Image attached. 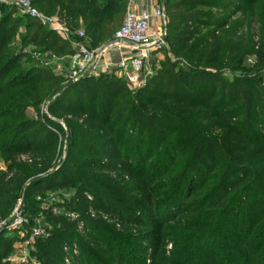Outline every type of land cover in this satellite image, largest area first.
<instances>
[{
	"label": "trees",
	"instance_id": "obj_1",
	"mask_svg": "<svg viewBox=\"0 0 264 264\" xmlns=\"http://www.w3.org/2000/svg\"><path fill=\"white\" fill-rule=\"evenodd\" d=\"M32 2L83 30L73 40L90 47L113 39L129 4ZM165 7L177 61L164 53L137 89L109 73L70 86L45 66L8 75L13 32L0 31V223L17 207L30 213L41 194L75 190L64 213L46 212L47 233L30 252L37 262L25 264H146L169 244L165 264H264V0ZM26 27L32 49L74 53L29 16ZM11 238L0 233V264ZM129 242L148 246L136 259Z\"/></svg>",
	"mask_w": 264,
	"mask_h": 264
},
{
	"label": "built area",
	"instance_id": "obj_2",
	"mask_svg": "<svg viewBox=\"0 0 264 264\" xmlns=\"http://www.w3.org/2000/svg\"><path fill=\"white\" fill-rule=\"evenodd\" d=\"M165 2L166 0H159L152 13L146 9L139 10L135 8L133 2H130L122 25L108 43L98 47H90L81 41H76L77 47L74 53L64 56L71 67V79L78 81L84 77L98 76L100 73L106 72L126 79L128 83L137 88V86L142 87L147 83V79L142 76V70L152 51H162L173 62H176L177 59L171 54L167 42ZM16 3L27 16L69 41H72L75 36L85 37L83 30H73L57 16H49L43 13L33 4L32 0H16ZM153 18L158 19L159 23L155 24ZM111 50L118 51L119 56L110 61L107 59V53ZM248 61L253 63L254 58L251 57ZM181 65L188 67L186 62ZM69 216L71 218L76 217L74 214ZM8 221L7 219L2 222L1 226L4 225L8 229L17 227L18 223L8 225ZM23 221L26 220L23 219ZM46 233L45 227H31L26 233L23 246L26 262H29V247H32L36 238L44 236Z\"/></svg>",
	"mask_w": 264,
	"mask_h": 264
},
{
	"label": "rangeland",
	"instance_id": "obj_3",
	"mask_svg": "<svg viewBox=\"0 0 264 264\" xmlns=\"http://www.w3.org/2000/svg\"><path fill=\"white\" fill-rule=\"evenodd\" d=\"M224 15V14H223ZM240 16H235L232 18V21H236ZM28 16L20 9L17 5L16 0H0V31L4 28L8 31L12 30V40L9 44V56L15 57L17 65L8 70V75H24L26 72L30 71L33 67L45 66L52 69L56 73H62L67 78L68 85L71 83H76L77 81L72 80V71L69 63L63 57H56L55 55L50 54L48 51L43 49H32L28 45H25V39L28 35L26 22ZM122 24V23H121ZM120 24V25H121ZM3 38V37H2ZM116 50H111L107 53L108 60H115L114 53ZM165 58L164 52L162 51H152L142 70V76L148 81L157 75L161 68L160 61ZM250 64L249 61L246 63ZM242 73V71H237ZM103 73H100V77ZM232 77L233 72H228ZM113 74V73H109ZM95 76V77H98ZM79 81V80H78ZM128 83V82H127ZM146 83V84H147ZM145 84V85H146ZM132 89L140 88L139 86L133 87L132 84L128 83ZM143 87V86H142ZM32 109L29 110L28 115L33 116L31 113ZM158 147L155 148L157 152ZM6 169V162L0 157V171ZM74 189H58L51 191L45 194H41V201L38 204H35L33 210L30 213L23 214L20 210V207H17V211L11 214L8 218V225L11 223H18L16 228L8 229L6 226L0 223V233L10 235L12 250L3 254L2 263L3 264H25L27 263L24 260L25 254L23 251L24 246V227H45L46 228V212H51L53 214L64 213L63 209L59 206L65 202L66 199L70 198L74 194ZM70 215V214H69ZM25 219L26 221H23ZM21 220V221H20ZM29 221V222H27ZM110 224H114V221H108ZM21 227V228H20ZM20 228V229H19ZM23 229V231H20ZM134 231V230H133ZM135 232V231H134ZM133 232V233H134ZM129 247L127 250L132 254L133 257H138V253L142 247L148 244H140L129 242ZM32 247H29L31 252ZM172 249V244H169L164 251H167V254L164 256L160 255L158 258H154L152 255L148 256L146 264H165L162 263L163 260L167 261V258L170 256L169 251ZM1 250V249H0ZM28 259L31 262L36 263L35 259H30V253L28 254ZM137 259V258H136Z\"/></svg>",
	"mask_w": 264,
	"mask_h": 264
},
{
	"label": "crops",
	"instance_id": "obj_4",
	"mask_svg": "<svg viewBox=\"0 0 264 264\" xmlns=\"http://www.w3.org/2000/svg\"><path fill=\"white\" fill-rule=\"evenodd\" d=\"M130 2H133L135 8H137V9H139V10L146 9V10H148L149 12L152 13V12L154 11V9H155L157 3L159 2V0H128V3H130ZM152 20H153V22H154L155 24H158V23H159V20L156 19V18H153ZM71 42H72L73 46H74L75 49H76V47H77V44H76V43H77V42H76L75 40H73V41H71ZM118 56H119L118 51H115V53H114V57H115V59H116ZM67 62H68V61H67Z\"/></svg>",
	"mask_w": 264,
	"mask_h": 264
},
{
	"label": "water",
	"instance_id": "obj_5",
	"mask_svg": "<svg viewBox=\"0 0 264 264\" xmlns=\"http://www.w3.org/2000/svg\"><path fill=\"white\" fill-rule=\"evenodd\" d=\"M73 84H74V83H71L70 86L73 85Z\"/></svg>",
	"mask_w": 264,
	"mask_h": 264
}]
</instances>
